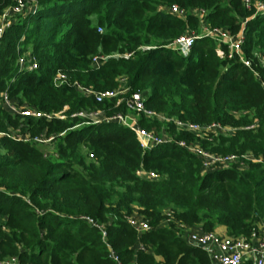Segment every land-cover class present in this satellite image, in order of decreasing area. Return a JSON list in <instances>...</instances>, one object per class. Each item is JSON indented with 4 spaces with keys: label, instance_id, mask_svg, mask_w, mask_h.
Masks as SVG:
<instances>
[{
    "label": "trees",
    "instance_id": "1",
    "mask_svg": "<svg viewBox=\"0 0 264 264\" xmlns=\"http://www.w3.org/2000/svg\"><path fill=\"white\" fill-rule=\"evenodd\" d=\"M37 1V11L17 16L0 42V133L54 137V152L0 137V261L213 264L207 250L187 242L180 226L224 228L228 237L250 240L264 223V65L257 58L264 54V16L254 17L256 11L240 0ZM14 5L0 0V14ZM173 6L187 17L171 14ZM193 10L204 11L203 20ZM202 25L233 36L243 29L252 68L237 57L220 58L219 43L210 37L196 40L186 57L169 47ZM27 54L37 60V70L19 65ZM97 55L109 57L99 68L92 63ZM58 73L69 84L56 86ZM122 78L143 94L146 108L168 119L220 123L233 133L200 140L173 122L145 118L140 127L262 162L204 172L200 158L177 143L144 151L136 134L118 122L88 124L74 117L127 113L125 105L116 107L117 99L98 103L75 87L101 93L118 89ZM4 94L20 109L64 112L66 118L14 115ZM141 170L157 178L138 175ZM132 215L151 230L138 233L127 222Z\"/></svg>",
    "mask_w": 264,
    "mask_h": 264
},
{
    "label": "built area",
    "instance_id": "2",
    "mask_svg": "<svg viewBox=\"0 0 264 264\" xmlns=\"http://www.w3.org/2000/svg\"><path fill=\"white\" fill-rule=\"evenodd\" d=\"M246 9H254L256 16H264V1L263 0H240ZM15 5L6 8L0 14V42L5 34V31L15 22V19L19 15H28L35 13L38 8L37 0H14ZM171 14L177 15L180 18H186L187 12L182 10L178 6H173L168 9ZM194 15L200 17L203 20L205 12L202 10H193ZM253 17V18H254ZM102 32V29L99 30ZM213 38L218 41L219 46L217 48V55L220 58H238L239 61L247 68H252L253 62L246 57L243 51V44L245 40L243 29L237 36L231 35L229 32L220 29H210L202 25L198 31L190 32L179 37L172 42L169 47L172 50L177 51L182 56H188L196 42L201 38ZM227 47L228 51L224 50L221 46ZM108 56L97 55L93 58L92 63L95 68L101 67V65L108 60ZM257 58L264 65V54H257ZM19 65L21 68H25L29 71H35L39 65L37 60L31 55H22L19 58ZM256 77L260 79L259 74L255 73ZM54 84L56 86L69 84V77L64 73H58L54 78ZM264 88V82H262ZM75 87L86 96H94L98 103H103L106 100L117 99L116 107L125 105L127 113H118L112 117H109L103 111L98 112H81L74 117L85 118L90 121L88 124H100L102 122H118L128 128H130L137 136L141 143V147L144 151L153 149L156 146L177 143L193 155L200 158L204 172H214L220 169L231 168L232 166H238L240 169L246 167L244 161L251 160L254 162H262L261 159H255L252 155L246 154L239 156L236 154L223 155L212 153L204 149L200 143L187 141H176L175 137L168 134L165 130L162 134H158L154 131H148L139 125V120L145 118L148 120H157L162 123L173 122L178 131H183L189 134L195 135L200 140H209L213 136L229 135L233 133L232 128L225 127L220 123H211L207 125L195 124L192 122H182L178 120H171L166 118L163 114L157 113L154 110L146 108L145 99L143 94L139 91L132 92L127 86L126 79H120V87L115 90H109L105 92H93L87 88L75 83ZM4 104L14 115H21L23 117L31 118H47L64 120L66 116L64 112L54 114H44L38 110L27 107L26 109H20L11 103L6 94L3 95ZM255 126H250L247 129H253ZM1 136H13L16 139L23 140L25 142H33L37 145L51 144L54 137L47 138L45 136L32 138L30 134H21L10 130L7 133H0ZM138 175L142 177H148L150 179H156L157 175L153 172H146L141 170ZM90 222H93L90 220ZM127 222L138 232L142 233L151 230L148 222L144 221L137 215H132L127 218ZM184 231V236L187 242L191 246L201 247L207 250L210 254L213 264H245V262H251L252 264H264V223L259 227L258 232H254L253 237L248 240L245 237L233 238L226 235H220L217 232H204L201 230H191L186 226H180ZM103 236L106 238L107 233L102 228ZM111 257L118 261L117 255L112 252ZM0 264H29L22 263L17 257L7 258L0 261Z\"/></svg>",
    "mask_w": 264,
    "mask_h": 264
},
{
    "label": "rangeland",
    "instance_id": "3",
    "mask_svg": "<svg viewBox=\"0 0 264 264\" xmlns=\"http://www.w3.org/2000/svg\"><path fill=\"white\" fill-rule=\"evenodd\" d=\"M233 130V129H232ZM40 147L47 153V154H52L54 152V146L51 144L43 145L41 144ZM251 155V154H250ZM217 233L220 235H223V230L222 228H219L217 230Z\"/></svg>",
    "mask_w": 264,
    "mask_h": 264
},
{
    "label": "crops",
    "instance_id": "4",
    "mask_svg": "<svg viewBox=\"0 0 264 264\" xmlns=\"http://www.w3.org/2000/svg\"><path fill=\"white\" fill-rule=\"evenodd\" d=\"M166 224H168V223H167V222L164 223V225H166ZM189 229H191V228H189ZM191 230H201V228H193V229H191ZM222 230H223V234L225 235V229L222 228ZM183 232H184V231H183Z\"/></svg>",
    "mask_w": 264,
    "mask_h": 264
}]
</instances>
